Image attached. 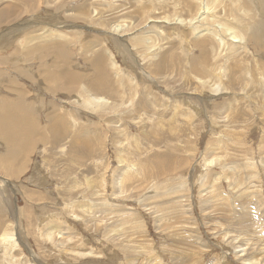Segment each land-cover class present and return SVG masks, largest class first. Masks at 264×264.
I'll return each instance as SVG.
<instances>
[{
	"label": "rangeland",
	"instance_id": "1",
	"mask_svg": "<svg viewBox=\"0 0 264 264\" xmlns=\"http://www.w3.org/2000/svg\"><path fill=\"white\" fill-rule=\"evenodd\" d=\"M44 39L105 107L35 85ZM0 74L47 140L0 172V264H264V0H0Z\"/></svg>",
	"mask_w": 264,
	"mask_h": 264
},
{
	"label": "bare ground",
	"instance_id": "2",
	"mask_svg": "<svg viewBox=\"0 0 264 264\" xmlns=\"http://www.w3.org/2000/svg\"><path fill=\"white\" fill-rule=\"evenodd\" d=\"M255 36L256 33H253V37ZM62 46V44H59L55 48H52L50 47V41L44 39L42 49L44 51L48 50L47 54L52 53L54 57L51 66L38 68L35 72L30 73V75H34L33 78L37 76L39 79V83L35 80V85L39 86L38 88L43 90V92L46 91L53 96L62 95L65 98L75 97L76 99L82 100V103L88 106V108L99 103L104 104L105 107V104H108V101L103 100V98H112L114 97V94L113 91H111L108 80H106V70L105 67H103L102 57L96 55L88 65L90 72L95 73L96 76L90 77L92 75L91 73H74L72 69L70 70V68H68L69 63L63 62V57H66V54ZM200 50L203 57H205V54H209V49H206L203 45L200 46ZM10 60H12V58ZM13 73L15 74V68H13ZM27 74L29 73H21L20 75H22L26 80L27 78L31 79V77H29ZM21 80L23 79L21 78ZM15 82H17V80L12 81L10 78L6 80V78L0 74V87L3 88L7 93H15L14 97H17L16 99H8L6 97L0 98V147L4 152V155L0 156V172L6 177H13L15 174L14 172L16 171V168L12 166L14 161H16L14 155L20 156V154L27 147H30L37 140H39L40 143L42 142L43 145L47 143V140L41 138V136H37L36 138V124L34 119L31 118L28 113V111L31 109L30 102L26 97L27 94L25 90L22 87H18ZM64 116L65 114H63L61 117L62 119L58 118V121L60 119L61 122L65 123L66 117ZM57 125V123L52 126L50 125L51 127L47 129L48 132L51 133V136L53 135L52 139L56 143L59 142L60 138H62V135L59 134L57 139L56 133L61 132L58 129L56 130ZM62 128L63 132L65 133L66 128ZM49 137L50 136H48V138Z\"/></svg>",
	"mask_w": 264,
	"mask_h": 264
}]
</instances>
